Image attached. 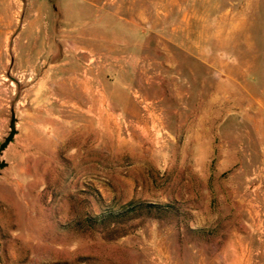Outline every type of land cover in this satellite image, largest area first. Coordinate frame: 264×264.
<instances>
[{
  "label": "rangeland",
  "instance_id": "1",
  "mask_svg": "<svg viewBox=\"0 0 264 264\" xmlns=\"http://www.w3.org/2000/svg\"><path fill=\"white\" fill-rule=\"evenodd\" d=\"M3 18L0 264H264V0ZM130 202L177 212L86 221Z\"/></svg>",
  "mask_w": 264,
  "mask_h": 264
},
{
  "label": "trees",
  "instance_id": "2",
  "mask_svg": "<svg viewBox=\"0 0 264 264\" xmlns=\"http://www.w3.org/2000/svg\"><path fill=\"white\" fill-rule=\"evenodd\" d=\"M176 207L170 204H153V203H126L119 209H106L100 214L86 219L91 226L116 224L122 221L133 220L139 216L145 215L154 218H160L167 214H175Z\"/></svg>",
  "mask_w": 264,
  "mask_h": 264
},
{
  "label": "crops",
  "instance_id": "3",
  "mask_svg": "<svg viewBox=\"0 0 264 264\" xmlns=\"http://www.w3.org/2000/svg\"><path fill=\"white\" fill-rule=\"evenodd\" d=\"M5 8V0H0V73L3 72L5 66V21L3 18Z\"/></svg>",
  "mask_w": 264,
  "mask_h": 264
},
{
  "label": "water",
  "instance_id": "4",
  "mask_svg": "<svg viewBox=\"0 0 264 264\" xmlns=\"http://www.w3.org/2000/svg\"><path fill=\"white\" fill-rule=\"evenodd\" d=\"M14 125H15V119L12 116L11 117V120H10V123H9V132H8V135L0 143V155L4 151V149L8 146V144L11 143L12 140H13V137H14V135L16 133V130H15ZM5 166H6V162L0 160V170L2 168H4Z\"/></svg>",
  "mask_w": 264,
  "mask_h": 264
},
{
  "label": "bare ground",
  "instance_id": "5",
  "mask_svg": "<svg viewBox=\"0 0 264 264\" xmlns=\"http://www.w3.org/2000/svg\"><path fill=\"white\" fill-rule=\"evenodd\" d=\"M10 7V6H9ZM77 79V78H76ZM70 81V80H69ZM73 81V80H72ZM71 83V82H70ZM79 83V82H78ZM85 82L83 81V84H84ZM82 84V83H81ZM79 86V85H78ZM83 86V85H82ZM79 88H81V87H79ZM71 99V98H70ZM148 124V123H147ZM142 125H143V123H142ZM145 126V125H144ZM146 128V127H145Z\"/></svg>",
  "mask_w": 264,
  "mask_h": 264
}]
</instances>
